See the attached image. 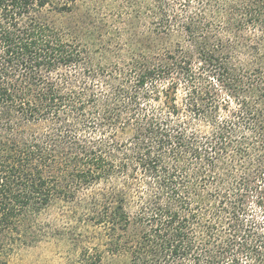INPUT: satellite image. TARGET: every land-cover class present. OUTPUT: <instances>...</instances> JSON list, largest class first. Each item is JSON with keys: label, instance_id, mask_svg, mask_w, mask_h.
Returning a JSON list of instances; mask_svg holds the SVG:
<instances>
[{"label": "trees", "instance_id": "1", "mask_svg": "<svg viewBox=\"0 0 264 264\" xmlns=\"http://www.w3.org/2000/svg\"><path fill=\"white\" fill-rule=\"evenodd\" d=\"M76 1L0 0V255L61 204L77 264H264V0H131L99 58Z\"/></svg>", "mask_w": 264, "mask_h": 264}, {"label": "rangeland", "instance_id": "2", "mask_svg": "<svg viewBox=\"0 0 264 264\" xmlns=\"http://www.w3.org/2000/svg\"><path fill=\"white\" fill-rule=\"evenodd\" d=\"M50 2L61 5L64 0ZM129 3L131 0H77L68 14L56 17V22L73 26L71 29L75 31L76 38L82 44L96 49L94 47H100L101 41L114 38L115 27L121 25L118 14L122 12L124 16L125 13L129 15L133 7ZM97 51L96 56L99 58V52L102 51ZM70 211L67 205L55 204L42 212L39 221L48 233L31 244L17 241L7 253L0 255V263L77 264L79 251L83 247L99 245L101 238L99 230H88L83 220L76 221Z\"/></svg>", "mask_w": 264, "mask_h": 264}]
</instances>
